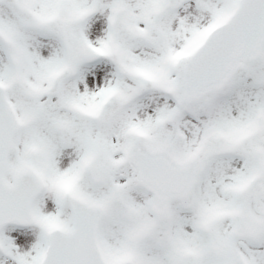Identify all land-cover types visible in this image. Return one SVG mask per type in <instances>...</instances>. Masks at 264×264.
Here are the masks:
<instances>
[{"label": "snow or ice", "instance_id": "1", "mask_svg": "<svg viewBox=\"0 0 264 264\" xmlns=\"http://www.w3.org/2000/svg\"><path fill=\"white\" fill-rule=\"evenodd\" d=\"M0 264H264V0H0Z\"/></svg>", "mask_w": 264, "mask_h": 264}]
</instances>
